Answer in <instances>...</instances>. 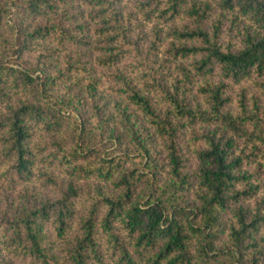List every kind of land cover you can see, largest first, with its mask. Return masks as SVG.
I'll return each mask as SVG.
<instances>
[{"label": "trees", "instance_id": "trees-1", "mask_svg": "<svg viewBox=\"0 0 264 264\" xmlns=\"http://www.w3.org/2000/svg\"><path fill=\"white\" fill-rule=\"evenodd\" d=\"M0 264H264V0H0Z\"/></svg>", "mask_w": 264, "mask_h": 264}]
</instances>
